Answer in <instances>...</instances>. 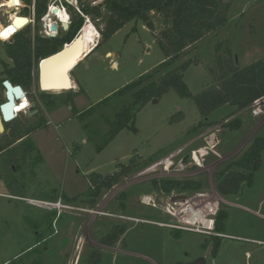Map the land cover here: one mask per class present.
Segmentation results:
<instances>
[{
	"label": "rangeland",
	"instance_id": "1",
	"mask_svg": "<svg viewBox=\"0 0 264 264\" xmlns=\"http://www.w3.org/2000/svg\"><path fill=\"white\" fill-rule=\"evenodd\" d=\"M85 1L94 6L103 0H77V7ZM20 3V14L27 16L29 10ZM74 13L77 14L75 10ZM150 15L158 32L162 28L161 20L154 13ZM89 20L101 36L102 19ZM0 23L8 24L5 8L0 12ZM11 39L0 40L3 99L2 82L8 81L3 72L14 67L5 52V45ZM226 41L239 66L264 56V0H234L227 25L217 36H208L197 44L192 56L200 64L191 66L184 74V82L192 95L211 85L206 66L214 62L216 44ZM98 42V48L70 72L77 85L72 89L77 93L72 105H61L69 91L44 92L51 95L39 99L41 90L35 67L32 69V80L24 93L29 105L37 101L47 120L46 126L32 135L42 163L34 167L28 162L22 166L8 179L9 191L0 183V264H27L34 258L46 264H78L92 249L101 251L100 264H189L191 258L200 257L206 259V263L200 264H264V163L252 187H243L233 197L221 198L215 190L214 178L216 172L239 158L254 137L263 132L264 98L259 103L262 109L259 116L252 115L256 105L233 116L229 115L234 108L222 106L205 121L214 125L189 134L201 117L191 100L181 99L170 91L156 104L151 101L135 110L132 125L136 131L121 130L107 142L108 112L89 109L161 64L164 56L141 21H131L107 41L103 42L101 36ZM72 107L79 116L73 114ZM16 117L25 120L28 116L24 111ZM236 120L240 123L237 129L224 127ZM206 133L216 136L219 143L214 149L217 155L210 154L203 169L138 176L151 163L187 143H192L193 148L201 145L204 142L201 137ZM130 163L136 166L112 188L103 190L94 205L82 197L90 188V175L111 176ZM157 179L199 181L201 192L208 194L205 201H216L220 210H227L226 235L215 258L210 254L211 236L176 233L164 226L175 221L159 203L162 197L165 201L168 196L150 190V182ZM122 194L126 200L121 211L118 198ZM171 194L176 198L190 192ZM64 196L77 198V202H66ZM144 198L150 199L149 205L143 202ZM43 203L67 208L59 216L56 205L49 208ZM113 224L125 225V234L114 247L101 246L99 240ZM205 243L208 244L204 251Z\"/></svg>",
	"mask_w": 264,
	"mask_h": 264
},
{
	"label": "trees",
	"instance_id": "2",
	"mask_svg": "<svg viewBox=\"0 0 264 264\" xmlns=\"http://www.w3.org/2000/svg\"><path fill=\"white\" fill-rule=\"evenodd\" d=\"M4 1V0H0ZM234 0H103L98 5L82 2L79 10L92 20L102 19L103 42L112 37L118 30L131 21H141L152 33V36L164 56L163 62L139 76L135 81L113 92L89 110L103 109L108 112L105 121L110 127L109 139L112 140L121 130H135L133 127L134 112L154 99L160 100L172 91L181 99L191 100L198 111L201 120L190 132L193 133L214 123L205 122L209 115L222 106L234 108L233 116L239 112L252 108L254 104L264 98V56L246 65L239 66L232 53L229 41L218 42L215 46V59L206 70L211 79V85L198 94L192 95L184 82V74L191 66L200 64L192 56L197 44L208 36H217L227 25L229 12ZM24 5H31V0H21ZM46 0H40L35 5V18L38 20L46 10ZM104 12V13H103ZM151 13L161 20V30H154ZM73 22L72 35L83 23V19L70 10ZM31 36L28 30L15 35L14 44L7 43L5 52L13 61V69L3 72L11 84H16L25 91L32 80V59L39 58L53 51L55 46L48 47L45 40H36L35 54L31 52ZM52 50V51H51ZM15 85V86H16ZM0 104L5 99L1 95ZM82 92V91H81ZM80 92V93H81ZM83 93V92H82ZM41 92L39 99L50 96ZM76 92H67L66 99L61 105H72ZM33 110L38 112L25 120L15 118L4 124V134L0 137V183L10 190L9 178L16 174L22 166L32 162L33 166L42 163L40 151L32 141V135L43 129L47 120L41 113L37 101ZM49 109L50 106L46 105ZM74 115L79 114L72 107ZM111 114V116H110ZM239 121H231L224 127L234 130L239 127ZM136 131V130H135ZM105 142V144H107ZM264 163V130L252 140L241 156L230 162L223 169L215 173V190L221 198L236 196L243 187L251 188L255 176ZM136 165L130 163L111 176L92 174L88 177L89 190L82 195L90 205H94L103 190L112 188L120 179L126 177ZM150 190L169 195L175 192H198L202 190V183L193 180L157 179L150 182ZM18 197V196H17ZM66 202H77V198L63 197ZM118 200V208L125 209L126 195L122 194ZM229 214L227 210H220L215 218V232L226 235L225 222ZM123 224H113L107 234L99 240L104 247H114L125 234ZM178 233V232H176ZM209 239V238H208ZM212 256L221 245L222 237H211ZM205 243L204 246H207ZM102 253L98 249L88 252L82 263L100 264ZM27 264H46L40 258H34Z\"/></svg>",
	"mask_w": 264,
	"mask_h": 264
},
{
	"label": "built area",
	"instance_id": "3",
	"mask_svg": "<svg viewBox=\"0 0 264 264\" xmlns=\"http://www.w3.org/2000/svg\"><path fill=\"white\" fill-rule=\"evenodd\" d=\"M31 1L32 5H34L40 0ZM46 2V16L43 18L44 29L48 30L53 21L63 22L64 19L61 16L64 15L65 18L66 12H69L68 10L70 8H73L75 12H77L84 18L86 26L91 24L88 16H84L78 9L77 0H46ZM10 17L11 15L8 17V24ZM96 34L99 40L101 38L100 31L96 30ZM98 40L92 47L91 53L98 46ZM261 100L257 101L254 104V106L256 105L257 108L252 111L253 116H259L262 113V109L260 107L261 104H259ZM208 133H210V131ZM208 133L204 134V137H201L204 141L201 145L193 148L192 143L189 145L187 143L182 147L169 152L161 159H158L157 161L151 163L144 171L140 172L138 176L158 172H161V174L164 175H168L171 173L203 169L210 154L217 155L214 152V149L218 146L219 143L216 136H214L213 134V136H210ZM167 196V200L162 201V197V199H160L161 202L159 203L163 207V211H165V214L174 219L175 224L169 226L164 225L165 227H169L168 229L177 232L184 231L203 236H221L215 232V218L219 212L220 205L216 201H205L208 198L207 193L198 191L190 193L189 195L183 197L176 196V198H174L172 194ZM148 200L150 199L144 198L143 202L149 205L150 201L148 202ZM42 205L53 208L56 204L52 205L43 203ZM151 206L153 208H157L155 204H152ZM55 208L57 209L58 215L60 216L61 210L67 207L57 204Z\"/></svg>",
	"mask_w": 264,
	"mask_h": 264
},
{
	"label": "bare ground",
	"instance_id": "4",
	"mask_svg": "<svg viewBox=\"0 0 264 264\" xmlns=\"http://www.w3.org/2000/svg\"><path fill=\"white\" fill-rule=\"evenodd\" d=\"M19 3L20 2L18 0H6L0 5V12L5 8L8 17L11 15L9 24L2 25L0 23L1 41L10 40L12 36H14L18 32V30H20L26 23L25 22L22 25L13 24V21L20 16H18V14L16 13L11 12L10 9L14 6H19ZM61 17L63 18V15ZM97 40L98 36L93 25H87L81 33L80 40H78L72 47L66 48V50L62 54H60L59 57L44 64L42 68L43 88H52L57 84H63L67 82L70 83V86L73 87V84L69 79V73H66L67 69L70 68L73 64L76 65L81 59L88 56L91 53V49L96 44ZM52 92L57 91L54 90ZM15 107L16 115L24 112L29 107L26 95Z\"/></svg>",
	"mask_w": 264,
	"mask_h": 264
},
{
	"label": "flooded vegetation",
	"instance_id": "5",
	"mask_svg": "<svg viewBox=\"0 0 264 264\" xmlns=\"http://www.w3.org/2000/svg\"><path fill=\"white\" fill-rule=\"evenodd\" d=\"M18 1L21 2V0H18ZM19 4H20L19 6H14L12 8L13 10H11V12L18 14V16H20L19 18H23L26 21V23L24 24L22 29H20L17 33L21 32V31H25V30L29 31V34L31 36V41H32L31 52L35 54L36 40L37 39L45 40V44H47L48 47L52 48L53 46H55L54 49L52 48L53 51L51 50L52 51L51 53L46 54L44 56H41L39 58H36L34 56L33 59H32L31 67H32V69L35 67V70H36V74H35L36 75V81L38 82V65H39V62L43 58H46V57H48V56H50L52 54L60 52L65 47L71 46L72 43L74 42V40L78 37V35H81L83 29L86 27L85 20L81 16L83 18V23H82L81 27L79 28V30L74 35H72L73 22H72V18H71V15H70V10L74 11V9L70 8L68 10L69 12H66V17L65 18H64V15H63V19H64L63 22H59V21L54 22L53 21L51 23V26L54 25L56 27V29L54 31H51L50 30L51 26L49 27L48 30L44 29L43 18L46 16V10H45L44 14L37 20L35 18V5H36V3L34 5H32V1H31V5H24L29 10V14L27 16H26V14H20L18 9L22 5H21V3H19ZM78 9H79V7H78ZM24 12H27V11H24ZM26 26H29V28H25ZM15 35L12 37L11 42H9L10 44H14ZM97 48H98V46H97ZM97 48H95V49H97ZM10 60L12 61V59H10ZM12 63H13V61H12ZM211 237H214V236H211ZM215 237H217V236H215ZM220 237L224 238V236H220ZM206 247L207 246H203L204 251H205ZM211 249H212V246H211ZM210 254L212 256V250L210 251ZM202 258L201 257L200 258H191V260H189L190 261L189 264H195L197 261H199V264L202 261H203V263H206V259L205 258L202 259Z\"/></svg>",
	"mask_w": 264,
	"mask_h": 264
},
{
	"label": "water",
	"instance_id": "6",
	"mask_svg": "<svg viewBox=\"0 0 264 264\" xmlns=\"http://www.w3.org/2000/svg\"><path fill=\"white\" fill-rule=\"evenodd\" d=\"M26 21L23 18H16L13 21V24H17V25H22L23 23H25ZM18 27V26H17ZM66 27V26H65ZM56 29V27L54 25L51 26V31H54ZM81 35H78V37L74 40V42L72 43L71 46L65 47L63 50H61L60 52H57L55 54H52L46 58H43L38 65V86L39 89L41 90V92H52V91H57L59 93L61 92H65V91H70L73 89L72 86H70V83H63V84H57L52 88H43L42 86V82H43V74H42V68L44 66V64H46L47 62L57 58L60 56V54H62L66 48H70L72 47L78 40H80ZM76 65L73 64L70 68L67 69L66 73L70 74V71L73 67H75ZM74 69V68H73ZM3 87L5 90V101L4 103H2L0 105V134H4V124L9 123L11 121H13L16 118V113H15V106L24 98V96L26 95L23 91L22 88L18 85H12L9 81H7L6 83H3ZM158 102L157 99L152 100V104H156ZM35 104L31 103L29 105V107L25 110V113L28 117H32L33 115H35L38 111L37 110H33L32 109L35 108ZM207 119H205L206 121ZM203 262V261H202ZM195 264H199V261H197Z\"/></svg>",
	"mask_w": 264,
	"mask_h": 264
},
{
	"label": "crops",
	"instance_id": "7",
	"mask_svg": "<svg viewBox=\"0 0 264 264\" xmlns=\"http://www.w3.org/2000/svg\"><path fill=\"white\" fill-rule=\"evenodd\" d=\"M90 55V54H89ZM107 55H110V53H108ZM82 60V59H81ZM115 64H113V66H114ZM239 65V64H238ZM73 70V69H72ZM69 76H70V74H69ZM71 78V77H70ZM71 82H72V84H73V89L75 88V87H77V85H76V82H75V80H72V78H71ZM224 237H225V235H223Z\"/></svg>",
	"mask_w": 264,
	"mask_h": 264
},
{
	"label": "clouds",
	"instance_id": "8",
	"mask_svg": "<svg viewBox=\"0 0 264 264\" xmlns=\"http://www.w3.org/2000/svg\"><path fill=\"white\" fill-rule=\"evenodd\" d=\"M5 81H3L2 83H4Z\"/></svg>",
	"mask_w": 264,
	"mask_h": 264
}]
</instances>
